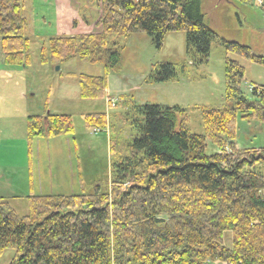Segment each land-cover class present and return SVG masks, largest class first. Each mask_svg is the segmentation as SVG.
Wrapping results in <instances>:
<instances>
[{"label": "trees", "instance_id": "trees-1", "mask_svg": "<svg viewBox=\"0 0 264 264\" xmlns=\"http://www.w3.org/2000/svg\"><path fill=\"white\" fill-rule=\"evenodd\" d=\"M95 1L100 31L55 36L48 50L40 51L42 63L77 58L104 66L103 76H80L81 98L106 95L107 75L121 61L112 36L144 33L160 49L167 33L183 32L193 64L207 61L216 35L203 22L201 0ZM23 4L0 0V51L10 66L29 64ZM220 45L227 54L264 65L246 46L225 40ZM225 65V105L192 109L201 115L204 135L185 127L187 109L137 104L132 97L119 101L118 116L129 127L125 134L118 117L84 115L86 128L110 136L107 190L30 194L25 215L0 198V257L13 250L9 264H264V148L239 149L235 142L238 117L264 123V85L252 84L248 100L241 89L244 68L230 58ZM143 82L174 83L176 71L171 64H156ZM72 131L70 116L26 119L28 142ZM207 141L215 154H206ZM225 232L231 247L223 243Z\"/></svg>", "mask_w": 264, "mask_h": 264}, {"label": "rangeland", "instance_id": "rangeland-1", "mask_svg": "<svg viewBox=\"0 0 264 264\" xmlns=\"http://www.w3.org/2000/svg\"><path fill=\"white\" fill-rule=\"evenodd\" d=\"M201 13L204 24L216 35L206 62L193 64L196 58L193 50L187 51L183 32L167 33L160 49L144 33L135 32L127 39L112 36L110 42H117L120 48L119 69L108 73V88L102 99H83L79 94L80 76H103L104 66L77 58L60 64L42 63L40 51L48 50L52 37L100 31L99 6L95 0H24L23 36L29 41V64L6 65L0 51V190L13 181L20 188L30 186L33 195L46 194L44 190L52 194H93L97 187L105 192L110 176L109 133L86 128L83 116L102 113L110 120L118 117L114 121L125 134L129 127L118 116L123 112L119 101L125 97H132L137 104L187 109L190 114L185 127L192 134L204 135L201 115L192 109L225 105L226 58L244 68L241 89L252 100V84L264 85V65L227 54L220 40L246 46L255 56L264 58V10L257 0H201ZM163 63L173 65L177 82L145 84L151 67ZM111 99L114 107L110 106ZM47 114L70 116L73 131L28 142L26 118ZM235 142L239 149L264 148V123L238 117ZM205 151L213 155L217 149L207 141ZM12 204L18 215L25 214L24 199ZM223 243L231 247L229 232L223 234ZM14 256L13 250H7L0 264H9Z\"/></svg>", "mask_w": 264, "mask_h": 264}, {"label": "crops", "instance_id": "crops-1", "mask_svg": "<svg viewBox=\"0 0 264 264\" xmlns=\"http://www.w3.org/2000/svg\"><path fill=\"white\" fill-rule=\"evenodd\" d=\"M60 19L62 20V18H60ZM107 142L109 143V147H110V136H108ZM50 188L51 187H49L48 189H50ZM0 191H1L0 192V198H2L5 201H7L9 206L14 211H15V208H14V204H12V202H16L19 199H24L25 200L26 196H28V195L33 193V191L30 188V186L27 188V186H25V184H24V186L22 185L21 188H20V187H18V185H15L13 181L11 182V184H8V182H7V187L5 189L2 187ZM39 191H42V190L40 189ZM44 191L46 192V194H36V195H66V194H52V192L49 193L48 190H44ZM68 195H72V194H68ZM26 212H27V210L24 213L26 214Z\"/></svg>", "mask_w": 264, "mask_h": 264}, {"label": "built area", "instance_id": "built-area-1", "mask_svg": "<svg viewBox=\"0 0 264 264\" xmlns=\"http://www.w3.org/2000/svg\"><path fill=\"white\" fill-rule=\"evenodd\" d=\"M257 3L261 6V7H263L264 8V0H257ZM110 101V106H112V107H114L115 105V103H114V100H109ZM97 130H94V132H96Z\"/></svg>", "mask_w": 264, "mask_h": 264}]
</instances>
